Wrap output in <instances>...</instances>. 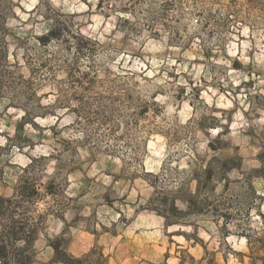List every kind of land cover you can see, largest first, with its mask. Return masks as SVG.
I'll use <instances>...</instances> for the list:
<instances>
[{"label": "rangeland", "instance_id": "obj_1", "mask_svg": "<svg viewBox=\"0 0 264 264\" xmlns=\"http://www.w3.org/2000/svg\"><path fill=\"white\" fill-rule=\"evenodd\" d=\"M7 224L35 264H264V0H0Z\"/></svg>", "mask_w": 264, "mask_h": 264}, {"label": "trees", "instance_id": "obj_2", "mask_svg": "<svg viewBox=\"0 0 264 264\" xmlns=\"http://www.w3.org/2000/svg\"><path fill=\"white\" fill-rule=\"evenodd\" d=\"M7 224L0 232V264H35V254L32 249V230L21 226ZM25 228V229H24ZM19 229V230H18ZM19 242L20 244H17ZM56 259L64 264H73L76 258L71 257L58 245H52Z\"/></svg>", "mask_w": 264, "mask_h": 264}]
</instances>
